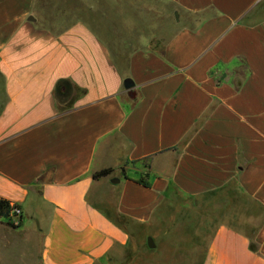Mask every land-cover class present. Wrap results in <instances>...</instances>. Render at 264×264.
<instances>
[{"label": "crops", "instance_id": "crops-1", "mask_svg": "<svg viewBox=\"0 0 264 264\" xmlns=\"http://www.w3.org/2000/svg\"><path fill=\"white\" fill-rule=\"evenodd\" d=\"M263 2L156 0L159 48L121 65L88 21L0 0V199L22 209L0 264H107L176 193L225 196L201 264H264L238 203L264 210Z\"/></svg>", "mask_w": 264, "mask_h": 264}, {"label": "rangeland", "instance_id": "rangeland-1", "mask_svg": "<svg viewBox=\"0 0 264 264\" xmlns=\"http://www.w3.org/2000/svg\"><path fill=\"white\" fill-rule=\"evenodd\" d=\"M155 3L156 0H38L34 17L42 27L53 31L78 19L88 21L106 41L116 62L123 65L147 38L152 39L151 49L159 48L160 41L155 39L160 33L153 31L158 28L154 24L160 21ZM260 8L264 11V2ZM224 202L222 193L207 194L201 201L173 194L162 205L154 224L132 226L129 248L107 264H201L216 224L227 215ZM238 203L242 220L258 221L264 216V210L250 207L255 204L248 199L241 197ZM246 227L254 232L258 225ZM148 237L153 238L154 247L148 245Z\"/></svg>", "mask_w": 264, "mask_h": 264}, {"label": "trees", "instance_id": "trees-1", "mask_svg": "<svg viewBox=\"0 0 264 264\" xmlns=\"http://www.w3.org/2000/svg\"><path fill=\"white\" fill-rule=\"evenodd\" d=\"M113 168H105L99 171H96L94 173V178L98 179L104 176H108L113 172ZM141 183H143L145 186H149L150 184L147 181L140 180ZM0 218L6 219L7 223H9L13 227H18L19 225H16L11 220V206L10 202L5 199H0ZM21 221V218H20Z\"/></svg>", "mask_w": 264, "mask_h": 264}, {"label": "built area", "instance_id": "built-area-1", "mask_svg": "<svg viewBox=\"0 0 264 264\" xmlns=\"http://www.w3.org/2000/svg\"><path fill=\"white\" fill-rule=\"evenodd\" d=\"M11 206V220L14 224H20V218L22 217V209L19 206L12 205Z\"/></svg>", "mask_w": 264, "mask_h": 264}, {"label": "water", "instance_id": "water-1", "mask_svg": "<svg viewBox=\"0 0 264 264\" xmlns=\"http://www.w3.org/2000/svg\"><path fill=\"white\" fill-rule=\"evenodd\" d=\"M30 19L35 20V17L31 16ZM125 83H126L127 86H130L133 83V81H132L131 78H126ZM119 181H120L119 179H114L113 180V182H115V183H118ZM148 245L150 247H154L155 246V243H154V240H153L152 237H148Z\"/></svg>", "mask_w": 264, "mask_h": 264}]
</instances>
